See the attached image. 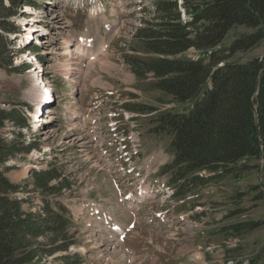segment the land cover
<instances>
[{"label":"rangeland","instance_id":"obj_1","mask_svg":"<svg viewBox=\"0 0 264 264\" xmlns=\"http://www.w3.org/2000/svg\"><path fill=\"white\" fill-rule=\"evenodd\" d=\"M155 1L35 0L38 8L26 7L14 18L22 39H13L19 47L12 66L28 67L0 68V106L31 112V131L22 130L21 141L34 148L7 162L6 176L23 188L18 197L30 198L24 209L35 212L42 197L52 196L34 189L31 174L54 169L60 178L50 186L60 184L56 201L73 222L74 244L67 252L41 255L39 264H60L62 258L72 264L264 259V198L254 190L262 181L261 160H248L258 168L178 196L169 175L160 171L172 159L170 138L151 132L148 115L126 109L142 104L181 110L152 90L151 75L139 81L126 63L136 46L134 34ZM243 31L232 30L225 45ZM197 54L190 50L187 56ZM255 57H264V43L233 60ZM2 138L14 140L8 131ZM252 221L262 225L238 234L230 228Z\"/></svg>","mask_w":264,"mask_h":264},{"label":"trees","instance_id":"obj_2","mask_svg":"<svg viewBox=\"0 0 264 264\" xmlns=\"http://www.w3.org/2000/svg\"><path fill=\"white\" fill-rule=\"evenodd\" d=\"M195 1H155L134 34L133 55L126 57L137 80L151 75L152 90L169 97V103L181 110L142 104L126 109L148 115L151 132L170 138L172 159L160 171L169 175L178 196L227 175L258 168L248 163L254 159L261 160L262 173L261 184L254 190L263 199L264 57L246 62L233 57L264 43V0ZM26 7L38 5L35 0H0V68L9 72L28 67L12 66V52L19 47L13 39L19 40L22 32L14 18ZM234 29L244 31L225 45ZM190 50L197 51V56L188 57ZM157 101L166 105L161 99ZM29 120V113L21 106H0V264H39L41 255L67 252L74 244L72 219L56 201L61 186H50L60 178L58 173L48 169L31 174L34 189L52 196L51 200L42 197L35 212L24 209L30 198L18 197L23 188L6 176L10 170L6 163L34 148L21 141L22 130L31 131ZM10 126L13 129L3 130ZM6 131L13 135L10 143L2 138ZM261 225L252 221L230 228L238 234ZM61 261L73 262L68 258ZM256 264H264V259Z\"/></svg>","mask_w":264,"mask_h":264},{"label":"bare ground","instance_id":"obj_3","mask_svg":"<svg viewBox=\"0 0 264 264\" xmlns=\"http://www.w3.org/2000/svg\"><path fill=\"white\" fill-rule=\"evenodd\" d=\"M30 28V27H29ZM30 32V31H29ZM81 46H83V44H79ZM39 92H38V89L34 88L33 91H32V96H34L35 98L39 97ZM35 113V112H34ZM142 191V190H141Z\"/></svg>","mask_w":264,"mask_h":264}]
</instances>
